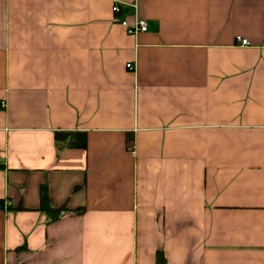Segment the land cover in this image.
I'll list each match as a JSON object with an SVG mask.
<instances>
[{"label": "crops", "instance_id": "obj_1", "mask_svg": "<svg viewBox=\"0 0 264 264\" xmlns=\"http://www.w3.org/2000/svg\"><path fill=\"white\" fill-rule=\"evenodd\" d=\"M0 264H264V0H0Z\"/></svg>", "mask_w": 264, "mask_h": 264}, {"label": "built area", "instance_id": "obj_2", "mask_svg": "<svg viewBox=\"0 0 264 264\" xmlns=\"http://www.w3.org/2000/svg\"><path fill=\"white\" fill-rule=\"evenodd\" d=\"M135 6V4H134ZM112 12L113 13H117L118 12V7L116 5L112 6ZM120 24L125 27L127 34L129 35H136L139 32H144L147 30V25L146 22L144 20H140V19H134L132 25H127L126 21H121ZM236 41L239 45L241 46H247L248 42L246 39H243L239 36L236 37ZM126 68L129 70H133V65L131 63L126 64ZM2 104V103H1Z\"/></svg>", "mask_w": 264, "mask_h": 264}, {"label": "trees", "instance_id": "obj_3", "mask_svg": "<svg viewBox=\"0 0 264 264\" xmlns=\"http://www.w3.org/2000/svg\"><path fill=\"white\" fill-rule=\"evenodd\" d=\"M71 137L70 142L68 144L69 147H79V148H83L85 145V136L81 133H70V132H57L54 134V139L56 141V143H59L58 141L65 139L66 137ZM58 147H60L58 145ZM46 197L45 195L42 194L40 201L42 204V208L45 210H50V208L48 207H43V205H45L46 202ZM47 205V204H46ZM52 213L55 215L57 213L58 210H52Z\"/></svg>", "mask_w": 264, "mask_h": 264}]
</instances>
